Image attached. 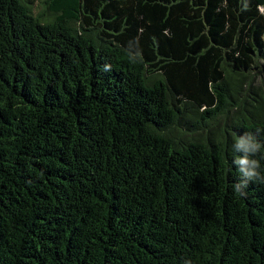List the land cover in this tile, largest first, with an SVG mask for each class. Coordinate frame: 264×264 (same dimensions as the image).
<instances>
[{
    "label": "trees",
    "instance_id": "16d2710c",
    "mask_svg": "<svg viewBox=\"0 0 264 264\" xmlns=\"http://www.w3.org/2000/svg\"><path fill=\"white\" fill-rule=\"evenodd\" d=\"M35 1L0 0V264H264V0Z\"/></svg>",
    "mask_w": 264,
    "mask_h": 264
},
{
    "label": "clouds",
    "instance_id": "9594fccd",
    "mask_svg": "<svg viewBox=\"0 0 264 264\" xmlns=\"http://www.w3.org/2000/svg\"><path fill=\"white\" fill-rule=\"evenodd\" d=\"M235 147L243 153V155L238 158L235 163L239 164L242 176L245 178L244 183L237 184L235 190L243 195L244 193L242 191V187L246 186V182L248 180L262 179L256 170L259 167L258 162L249 159V154H255L259 150L260 145L256 143L254 138L249 134L240 137L237 140Z\"/></svg>",
    "mask_w": 264,
    "mask_h": 264
},
{
    "label": "rangeland",
    "instance_id": "374dc122",
    "mask_svg": "<svg viewBox=\"0 0 264 264\" xmlns=\"http://www.w3.org/2000/svg\"><path fill=\"white\" fill-rule=\"evenodd\" d=\"M45 0H36L33 5V12L35 15L45 14L46 6L44 5Z\"/></svg>",
    "mask_w": 264,
    "mask_h": 264
}]
</instances>
